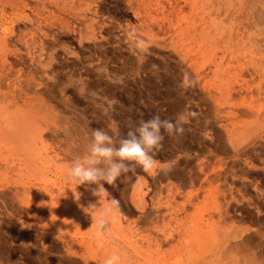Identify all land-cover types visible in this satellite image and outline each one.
<instances>
[{"label":"rangeland","instance_id":"obj_1","mask_svg":"<svg viewBox=\"0 0 264 264\" xmlns=\"http://www.w3.org/2000/svg\"><path fill=\"white\" fill-rule=\"evenodd\" d=\"M46 7L52 18L41 38L44 67L31 64L18 44L13 47L24 60L0 62L7 73L0 76V143L15 146L9 156L28 167L15 176L19 188L9 185L12 174L0 189V264H103L79 238L85 232L99 239L83 211L98 215L105 207L117 219L104 231L112 238L137 235L156 219L157 205L167 207L163 220L205 230L208 212L216 220L225 212L220 229L254 239L260 254L264 112L249 116L246 110L264 107V89L256 85L264 78L255 80L260 76L230 61L237 59L234 52L249 54L262 74L264 0H47ZM154 116L182 130L163 133L151 172L135 166L97 195L96 185L69 181L66 170L86 154L93 129L109 131L118 144ZM240 116L253 124L243 126ZM48 179L57 185L40 218L18 205L15 194L22 197L23 185ZM217 255L211 253L207 264H223Z\"/></svg>","mask_w":264,"mask_h":264},{"label":"bare ground","instance_id":"obj_2","mask_svg":"<svg viewBox=\"0 0 264 264\" xmlns=\"http://www.w3.org/2000/svg\"><path fill=\"white\" fill-rule=\"evenodd\" d=\"M39 1L42 3L41 7L31 5L33 0H0V62L5 63L11 61V59L19 62L23 61L24 57L22 54L13 47L18 44L27 49L26 57L31 64L37 63L44 67L47 59L44 56L45 48L42 46L43 41L41 38L46 36V29L50 25V19L52 18V10L46 7L47 0ZM75 1L71 0L73 4ZM21 23L33 24L34 27L27 30H18L17 27ZM234 54L235 52L232 53V58L237 59L236 61L231 60L232 64H236L241 70H249L253 74L259 75L260 77L255 78V80L261 77L264 78V67L262 68V74H260L261 65L257 63L254 57L249 54ZM5 74L7 73L0 71L1 77L5 76ZM248 80H252V78ZM258 83L256 85L262 91L264 85L261 81ZM15 102V97H13L10 105ZM260 109L264 112V107L246 111L250 116L254 112H259ZM239 122L243 126L248 127L254 121L251 120V117L244 118L240 116ZM234 128H239V126H234ZM14 151H16V147L11 148V143L7 141L0 143V189L9 183L6 182L3 185L5 180L13 178L12 174L14 175V180L12 181L11 179L12 182L9 185L14 184L16 188H19L18 185L23 184L15 176L19 174V171H27L28 167L23 162H20L21 157L17 156L18 159L16 160L13 156H9ZM56 185L57 183L50 179L41 183L40 190L38 188L35 189V186L31 187L32 184L23 185V196L20 197L19 193L15 194L18 205L34 209L39 217L45 215L43 210L51 202L53 189ZM164 208L167 209L165 205H157L156 219H153L148 225L145 224L144 228L138 227L137 235L134 231H131L129 235L117 234L112 238L109 233H104L99 239H96L93 236L87 237V233L84 232V235L79 238V242L82 241L81 243L87 246L91 257L97 259L100 257L103 262L113 251H118L123 256V264H207L209 262L205 261V259L214 252V256L218 253L220 255L218 259L222 258L224 260L223 264H264V250L262 254L258 255L248 245V242H250L251 246L255 247L257 242L254 239H243L239 230L236 229L229 232L220 229V220L224 222L227 219L225 212L218 211L217 220L214 218L213 213L208 212L204 221L210 230H205L201 226L195 227V224L186 225L176 218L167 221L163 220L165 213H162L161 210ZM172 209H175V215H177L179 205L173 206ZM42 212L44 213L42 214ZM50 214L55 217L59 213L53 209ZM83 214L84 218L91 222H93L92 216H96L87 210H84ZM215 226L219 228L217 231L221 234L218 235L213 231ZM96 242L100 243V248H95ZM227 251H230L229 255Z\"/></svg>","mask_w":264,"mask_h":264},{"label":"clouds","instance_id":"obj_3","mask_svg":"<svg viewBox=\"0 0 264 264\" xmlns=\"http://www.w3.org/2000/svg\"><path fill=\"white\" fill-rule=\"evenodd\" d=\"M181 130L176 122L154 116L129 129L117 144L109 131L93 129L86 154L75 159L66 170L69 181L76 186L94 184L97 188L93 194L97 195L103 184H113L122 174L134 171L135 166L151 172L156 166L153 152L161 147L163 133L171 136ZM112 212L111 207H105L92 216L97 237L104 234L109 223L117 222ZM103 264H123V256L113 251Z\"/></svg>","mask_w":264,"mask_h":264},{"label":"crops","instance_id":"obj_4","mask_svg":"<svg viewBox=\"0 0 264 264\" xmlns=\"http://www.w3.org/2000/svg\"><path fill=\"white\" fill-rule=\"evenodd\" d=\"M33 186H35V189L38 188V189L40 190L41 183H39V184H32L31 187H33ZM35 189H34V190H35ZM51 206H53V205H51ZM248 245H249L250 248H252V249L254 250V247L251 246L250 242H248ZM262 253H263V252H261L260 254H262ZM260 254L258 253V255H260Z\"/></svg>","mask_w":264,"mask_h":264}]
</instances>
